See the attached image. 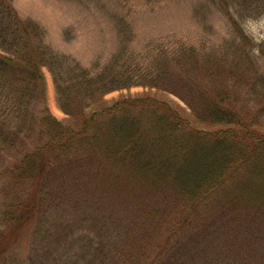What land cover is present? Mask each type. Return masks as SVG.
Segmentation results:
<instances>
[{
    "label": "trees",
    "instance_id": "obj_1",
    "mask_svg": "<svg viewBox=\"0 0 264 264\" xmlns=\"http://www.w3.org/2000/svg\"><path fill=\"white\" fill-rule=\"evenodd\" d=\"M41 35L0 0V185L19 192L2 213L0 259L14 237L59 205L64 184L80 193L87 177L107 172L126 174L141 192L129 196L136 210L128 222L106 217L112 226L87 244L90 263L264 264V100L242 94L239 64L181 54L156 67L141 94L106 104V94L135 85L131 77L107 66L63 79ZM44 66L66 123L46 104ZM262 73L244 84L247 92L264 82ZM157 92L176 95L188 114ZM170 209L180 211L174 222L165 220ZM202 227L214 228L210 241Z\"/></svg>",
    "mask_w": 264,
    "mask_h": 264
},
{
    "label": "rangeland",
    "instance_id": "obj_2",
    "mask_svg": "<svg viewBox=\"0 0 264 264\" xmlns=\"http://www.w3.org/2000/svg\"><path fill=\"white\" fill-rule=\"evenodd\" d=\"M8 1L22 21H30L40 28L42 42L56 55L54 65L63 79L82 71L94 76L107 66L113 68V73L131 77L135 85L106 94V104L141 94L144 90L141 84L156 67L181 54L188 56L190 52L198 57L209 56L211 61L215 60L213 64L222 57L226 64L235 61L246 74L240 81L242 94L264 100V82L255 84L251 92L244 86L251 78L255 80V72L264 73V0ZM239 33L243 39L238 37ZM2 48L0 50H4ZM185 56L181 59L188 63ZM42 73L46 104L52 116L68 122L59 107L50 68L44 66ZM156 95L184 116L188 114L186 104L176 95L161 92ZM262 122L264 124L263 119ZM114 178L107 172L95 173L87 177L80 193H77L79 187L64 184L63 195H58L61 196L59 205L46 212L38 223L35 218L14 237L4 249L0 264H68L72 260L78 264H93L89 262L93 251L87 244L101 233L102 227L112 226L106 220L112 212L121 223L128 222L132 218L130 212L136 210L129 196L141 192L127 180L126 174L120 175V179ZM18 193H5L0 185L2 231L5 230L2 213ZM72 199L80 202L77 207H72ZM155 201L162 209V198L155 197ZM179 214L178 209H170L165 220L174 222ZM200 229L206 241H210L209 233L214 232V228ZM109 243L108 240L107 245ZM207 247L210 255L209 243ZM255 248L257 250L258 245ZM103 264H113V261L109 258ZM185 264L195 263L187 258Z\"/></svg>",
    "mask_w": 264,
    "mask_h": 264
}]
</instances>
